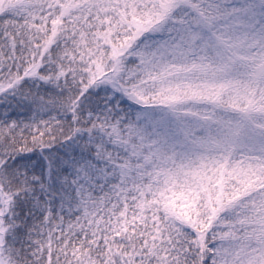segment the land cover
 Returning a JSON list of instances; mask_svg holds the SVG:
<instances>
[{
  "label": "snow or ice",
  "instance_id": "snow-or-ice-1",
  "mask_svg": "<svg viewBox=\"0 0 264 264\" xmlns=\"http://www.w3.org/2000/svg\"><path fill=\"white\" fill-rule=\"evenodd\" d=\"M0 264H264V0H0Z\"/></svg>",
  "mask_w": 264,
  "mask_h": 264
}]
</instances>
